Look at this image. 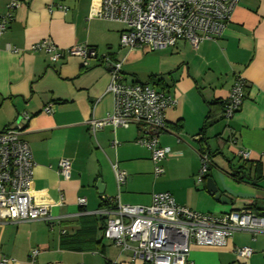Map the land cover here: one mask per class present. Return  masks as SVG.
<instances>
[{
    "label": "crops",
    "instance_id": "1",
    "mask_svg": "<svg viewBox=\"0 0 264 264\" xmlns=\"http://www.w3.org/2000/svg\"><path fill=\"white\" fill-rule=\"evenodd\" d=\"M10 1L0 0V15ZM99 7L100 0H29L18 5L0 35V131L23 127L21 137L34 162L30 194L53 218L50 224H0V260H12L7 264H141L103 237L105 218L98 211L113 199L148 206L154 193L167 192L178 205L200 213L250 209L264 216V0H240L216 41L197 48L180 41L173 48L128 54L119 46L124 27L97 18ZM41 40L60 49L86 45L97 58L87 65L77 57L52 63L45 53L31 50ZM129 55L146 61L141 68L130 65V82L121 70L124 82L150 84L175 100L158 137L159 146L170 151L159 177L150 152L137 143L138 126L90 131V122L105 118L113 106L106 92L110 64L102 57L124 62ZM238 77L244 81V98L226 121L214 103L227 98ZM49 105L50 114L43 111ZM207 116L212 124L201 140ZM201 152L209 154L211 165L198 180ZM239 152L249 159L242 160ZM60 159L71 163L68 180L57 173ZM112 164L126 173L119 188ZM240 167L236 177L241 180L234 179ZM208 178L229 204L207 191ZM79 198L85 205H78ZM65 237L73 239L69 248L61 244ZM235 247H249L252 255L238 259ZM189 259L193 264H264V233L235 232L222 247L192 246Z\"/></svg>",
    "mask_w": 264,
    "mask_h": 264
},
{
    "label": "built area",
    "instance_id": "2",
    "mask_svg": "<svg viewBox=\"0 0 264 264\" xmlns=\"http://www.w3.org/2000/svg\"><path fill=\"white\" fill-rule=\"evenodd\" d=\"M29 0H12L0 15V35L5 32L13 13L20 3ZM240 0H100L96 17L121 24L124 29L119 36V46L127 54L135 49L149 52L173 48L180 41L193 48L204 41H216L230 19ZM65 11V7H57ZM51 9V8H49ZM13 50V49H11ZM33 52H43L50 62L66 57H77L83 65L97 58L93 49L86 45L58 48L50 40H41L31 46ZM123 60L110 62V82L106 92L111 95L112 111L101 120L90 122V131L104 126L126 129L139 127L137 143L151 154L153 174L163 173L161 162L170 155L167 148L159 146L158 137L165 130V111L175 100L164 91L150 84L126 83L121 75ZM244 81L238 77L227 98L222 102V117L228 121L237 113L244 98ZM43 111L51 113V106ZM24 119H27L25 117ZM20 124L8 126L0 131V224H16L29 221L53 222L47 206L36 205L30 194L34 162L28 144L22 139ZM234 141L232 140V144ZM114 148L115 142L111 143ZM242 160H248L247 152H239ZM198 180L207 173L211 161L206 153L199 154ZM117 187L126 181V173L112 164ZM68 159L58 161L57 173L63 180L70 176ZM110 207L101 208L98 214L105 218L103 237L130 253L132 261L141 264H193L189 259L192 246L222 247L235 232L252 235L264 233V216L255 215L250 209L230 211L221 215L200 213L178 205L167 192L154 193L148 206L121 204L109 200ZM78 205H85L79 198ZM238 259L252 255L249 247H235ZM36 256L32 251L31 259ZM10 259H1L7 264Z\"/></svg>",
    "mask_w": 264,
    "mask_h": 264
},
{
    "label": "trees",
    "instance_id": "3",
    "mask_svg": "<svg viewBox=\"0 0 264 264\" xmlns=\"http://www.w3.org/2000/svg\"><path fill=\"white\" fill-rule=\"evenodd\" d=\"M151 79H152V77H151ZM149 83H152V81L150 80L149 81ZM156 84H158V83H156ZM214 104H216L217 106H218V108L222 111V102L220 103V102H215ZM209 118H210V116H207V118H206V121H205V125H204V127L201 129V131H200V133H199V135H201L202 136V139L201 140H203V139H205L204 138V134H205V130H206V128H208L209 126H211V124L212 123H208L207 124V122H208V120H209ZM208 156H209V154H208ZM210 157V156H209ZM240 169H242V167H240L238 170H237V172H234L231 176L234 178V179H237V180H241V178H237L236 177V173H239V171H240ZM111 205H110V202L109 201H104L102 204H101V208H106V207H110ZM103 230H104V227H103ZM72 239V238H71ZM69 237H65V238H63V240H62V242H61V244L63 245V247H65V248H69L70 247V245L72 244V240H71Z\"/></svg>",
    "mask_w": 264,
    "mask_h": 264
},
{
    "label": "water",
    "instance_id": "4",
    "mask_svg": "<svg viewBox=\"0 0 264 264\" xmlns=\"http://www.w3.org/2000/svg\"><path fill=\"white\" fill-rule=\"evenodd\" d=\"M96 188L99 193L103 192V185L100 183V181H97ZM206 189L220 203H226V204L230 203V200L227 197L223 196L221 192L217 190V187L215 186L213 181L209 178L206 180Z\"/></svg>",
    "mask_w": 264,
    "mask_h": 264
},
{
    "label": "rangeland",
    "instance_id": "5",
    "mask_svg": "<svg viewBox=\"0 0 264 264\" xmlns=\"http://www.w3.org/2000/svg\"><path fill=\"white\" fill-rule=\"evenodd\" d=\"M122 50L125 51V52H127L125 49H122ZM135 50H138V49H135ZM134 57L135 56H133V55H129L128 57L125 56L124 62L122 64V69L121 70H122V72H124L123 77L125 78V80L127 82H130L132 80L131 73L129 71H127V69L130 67V65L134 63V67L135 68H139V67L141 68L144 65V62L146 61V59L145 60L143 59L141 62H137L136 61L137 59L136 58L134 59Z\"/></svg>",
    "mask_w": 264,
    "mask_h": 264
}]
</instances>
